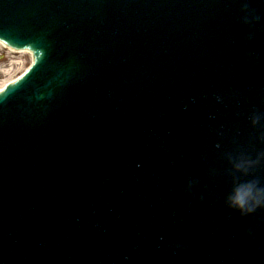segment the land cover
<instances>
[{"label":"water","instance_id":"obj_1","mask_svg":"<svg viewBox=\"0 0 264 264\" xmlns=\"http://www.w3.org/2000/svg\"><path fill=\"white\" fill-rule=\"evenodd\" d=\"M0 39L33 55L0 92V264H264V204L228 201L264 187V0H0Z\"/></svg>","mask_w":264,"mask_h":264},{"label":"clouds","instance_id":"obj_2","mask_svg":"<svg viewBox=\"0 0 264 264\" xmlns=\"http://www.w3.org/2000/svg\"><path fill=\"white\" fill-rule=\"evenodd\" d=\"M250 162L235 164L237 170H247ZM230 206L240 210L242 213L251 212L255 206L264 204V187H260L256 181H247L238 184L232 194L228 197Z\"/></svg>","mask_w":264,"mask_h":264}]
</instances>
